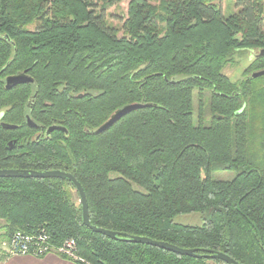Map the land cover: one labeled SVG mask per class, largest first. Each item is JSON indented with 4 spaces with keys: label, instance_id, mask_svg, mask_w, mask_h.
<instances>
[{
    "label": "trees",
    "instance_id": "1",
    "mask_svg": "<svg viewBox=\"0 0 264 264\" xmlns=\"http://www.w3.org/2000/svg\"><path fill=\"white\" fill-rule=\"evenodd\" d=\"M122 1L0 0V169L72 174L90 223L118 233L83 224L68 179L0 177V243L43 229L53 246L73 238L80 264H226L210 251L264 264V75L249 77L264 55L238 80L223 72L264 48V0L228 14L220 0H127L116 26L106 11ZM23 70L33 82L6 89ZM128 103L149 105L94 133ZM51 125L67 134L35 137ZM191 213L202 223L174 221Z\"/></svg>",
    "mask_w": 264,
    "mask_h": 264
},
{
    "label": "water",
    "instance_id": "2",
    "mask_svg": "<svg viewBox=\"0 0 264 264\" xmlns=\"http://www.w3.org/2000/svg\"><path fill=\"white\" fill-rule=\"evenodd\" d=\"M257 55H264V48L260 49ZM264 75V68L261 70L253 71L250 73V78H256L259 76ZM4 86L6 89H9L17 84H23V83H31L33 82V78L27 74V70H23L22 72H19L17 74L8 75L4 79ZM149 104H143V103H128L123 105L122 107L116 109L106 121H104L102 124H100L95 130L94 133H100L109 128L114 122H116L119 118L126 115L127 113L136 110L138 108H142L144 106H148ZM27 124L30 127H37L36 124L27 116L26 118ZM1 125L4 128H15L16 126L14 124L9 123H1ZM53 130H61L67 134V130L63 126L59 125H51L47 128L45 131L46 135H49ZM0 177H21V178H63L68 179L74 186L75 190L78 193L79 196V203L81 204L82 208V222L85 226L89 227L94 232H99L111 239H116L118 236V233L115 231L107 230L104 228H100L97 226H94L89 221L88 216V205L87 200L85 197L84 190L81 186V184L76 180V178L63 170H26V169H0ZM124 240L131 241L134 243H143L151 246H156L161 249L167 250L169 252H173L175 254L180 255H187L191 257H200L198 253L194 249L191 248H182L174 244H170L165 241H158L154 240L145 236H136V235H124ZM209 256L213 259H218L226 264H239L236 260H234L229 255L220 252V251H210Z\"/></svg>",
    "mask_w": 264,
    "mask_h": 264
},
{
    "label": "rangeland",
    "instance_id": "3",
    "mask_svg": "<svg viewBox=\"0 0 264 264\" xmlns=\"http://www.w3.org/2000/svg\"><path fill=\"white\" fill-rule=\"evenodd\" d=\"M220 7L222 8V11L224 14L231 13L235 11V7L233 6V0H220L218 2ZM127 8V0H123L119 5L112 6L107 9V19L109 22H111L114 25H120V19L119 17H124L126 13ZM259 52V49H254L252 52H246L245 55L239 57H236L237 63H230L228 64L224 69L223 72L230 76L231 80H238L242 77V72L244 67L250 63V61L253 59V55L257 54ZM195 107H196V101H195ZM236 174L235 171H216L213 173L214 179H222V180H228L234 177ZM79 197V196H78ZM79 200V199H78ZM174 221L181 224H189V225H199L202 223V217L199 213H191V214H179L175 216ZM3 230L0 228V234H2ZM1 240V238H0ZM6 243V242H5ZM0 243V252H5V246L4 244ZM1 259V258H0ZM76 263V262H75ZM80 264V263H77Z\"/></svg>",
    "mask_w": 264,
    "mask_h": 264
},
{
    "label": "built area",
    "instance_id": "4",
    "mask_svg": "<svg viewBox=\"0 0 264 264\" xmlns=\"http://www.w3.org/2000/svg\"><path fill=\"white\" fill-rule=\"evenodd\" d=\"M4 246L8 255L44 256L49 253H57L73 262H84L77 254V246L73 238H66L60 245L53 246L50 244L48 235L43 229L28 233L16 231L12 234L9 241L4 243Z\"/></svg>",
    "mask_w": 264,
    "mask_h": 264
},
{
    "label": "crops",
    "instance_id": "5",
    "mask_svg": "<svg viewBox=\"0 0 264 264\" xmlns=\"http://www.w3.org/2000/svg\"><path fill=\"white\" fill-rule=\"evenodd\" d=\"M4 243L5 242H2V244ZM0 258V264H77L57 253H49L44 256H33L8 255L7 253L0 252Z\"/></svg>",
    "mask_w": 264,
    "mask_h": 264
},
{
    "label": "flooded vegetation",
    "instance_id": "6",
    "mask_svg": "<svg viewBox=\"0 0 264 264\" xmlns=\"http://www.w3.org/2000/svg\"><path fill=\"white\" fill-rule=\"evenodd\" d=\"M4 79H5V77H4ZM4 84H5V82H4ZM37 126V125H36ZM36 128V127H35ZM48 128V127H47ZM47 128H43V127H40V129L37 131V134H36V136L35 137H40L41 135H46L45 134V131L47 130ZM48 136V135H47Z\"/></svg>",
    "mask_w": 264,
    "mask_h": 264
}]
</instances>
